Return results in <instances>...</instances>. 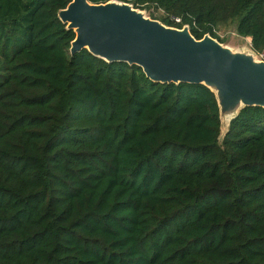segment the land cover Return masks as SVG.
<instances>
[{"label": "trees", "instance_id": "1", "mask_svg": "<svg viewBox=\"0 0 264 264\" xmlns=\"http://www.w3.org/2000/svg\"><path fill=\"white\" fill-rule=\"evenodd\" d=\"M70 1L0 0V264H264V107L221 138L207 85L72 54ZM121 1L264 52V0Z\"/></svg>", "mask_w": 264, "mask_h": 264}, {"label": "water", "instance_id": "2", "mask_svg": "<svg viewBox=\"0 0 264 264\" xmlns=\"http://www.w3.org/2000/svg\"><path fill=\"white\" fill-rule=\"evenodd\" d=\"M58 15L76 33L72 54L86 48L108 62L137 64L155 82L207 85L222 129L243 107H264V60L252 52L235 51L210 34L197 39L189 25L168 26L121 0H71Z\"/></svg>", "mask_w": 264, "mask_h": 264}, {"label": "rangeland", "instance_id": "3", "mask_svg": "<svg viewBox=\"0 0 264 264\" xmlns=\"http://www.w3.org/2000/svg\"><path fill=\"white\" fill-rule=\"evenodd\" d=\"M143 11L146 16L151 17L152 14L154 13L155 16L162 15V11H157L153 5L150 7H147L145 9H140ZM216 33L220 37V42L226 45L227 47L235 50V51H249L254 53L256 59L258 60H264V54L263 53H258L254 51L252 47V42L250 37H245L241 36L237 32V21H229L226 22L225 24L220 25ZM228 127H226L227 129ZM226 129H221V138L223 137Z\"/></svg>", "mask_w": 264, "mask_h": 264}, {"label": "built area", "instance_id": "4", "mask_svg": "<svg viewBox=\"0 0 264 264\" xmlns=\"http://www.w3.org/2000/svg\"><path fill=\"white\" fill-rule=\"evenodd\" d=\"M175 19H176V21H178V22L181 20L179 17H176ZM263 54H264V52H263Z\"/></svg>", "mask_w": 264, "mask_h": 264}]
</instances>
